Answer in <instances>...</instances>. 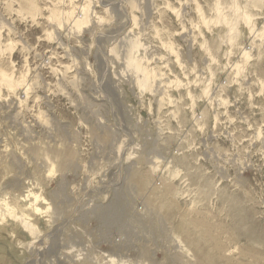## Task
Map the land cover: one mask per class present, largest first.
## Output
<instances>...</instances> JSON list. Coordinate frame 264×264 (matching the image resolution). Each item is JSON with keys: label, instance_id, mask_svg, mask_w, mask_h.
I'll use <instances>...</instances> for the list:
<instances>
[{"label": "clouds", "instance_id": "1", "mask_svg": "<svg viewBox=\"0 0 264 264\" xmlns=\"http://www.w3.org/2000/svg\"><path fill=\"white\" fill-rule=\"evenodd\" d=\"M123 7L126 27L102 57L112 78L134 91L155 138L146 151L135 134L117 137L116 162L142 161L195 210L222 190L221 173L243 174L255 157L264 162V0H126ZM116 28L104 0H0V104L51 129L46 103H89L87 82H98L97 40ZM245 100L252 116L240 115ZM49 164L47 178L54 179ZM25 183L23 195L0 197V224L19 225L32 247L43 236L37 218L51 223L53 209L39 181ZM94 264L129 262L101 252Z\"/></svg>", "mask_w": 264, "mask_h": 264}, {"label": "rangeland", "instance_id": "2", "mask_svg": "<svg viewBox=\"0 0 264 264\" xmlns=\"http://www.w3.org/2000/svg\"><path fill=\"white\" fill-rule=\"evenodd\" d=\"M104 3L106 6L111 4L112 10L117 16V28L107 37L97 40L98 48L92 59L96 64L98 82L93 84L90 79L87 82L86 96L89 103L78 104L75 109L68 106L62 98L46 103L45 107L53 121L51 129L41 126L27 114L18 115L19 109L14 104H0V151L7 147L9 154L17 152L20 157L18 158L19 162L17 159L15 164H12V159L0 156V166L3 163L4 165L8 164L10 161L12 166L5 176L6 180L2 179L5 182L2 187L5 188L4 192L13 193V190L6 188V184L13 177L22 181L23 186L26 181L30 180L35 183L38 180L40 184L43 182L41 185L44 188L46 199L52 205L63 203L67 209L65 214L59 216L55 227H60L58 230L59 240L68 237L76 244L50 243L49 245H53L48 249L51 252L44 255V264H53L51 262L54 261L53 256H57L60 264H64V260H68V257L74 258L77 253L72 252L69 247L76 249V252L80 250L82 254H92V257L101 252L111 254L112 243H116V245L125 243L127 247L135 250L140 244L147 243H153L152 250L168 247L175 243L174 226L179 222L181 214L182 216L187 214L184 216L185 219H196L200 218L196 214L198 211L205 213L210 225L214 226L215 229L211 232L213 237L219 238L222 243H226L228 247L231 246V249L238 250H235L238 261L245 264H264V162H261L259 157L252 158V166L246 165L243 174H240L239 171L221 173V178L224 179L222 190L216 192L214 197L204 199L197 209L189 210L188 202L179 199L174 205L175 210L171 211V209L168 215L159 214L156 216L154 214L157 231L137 223L139 221L137 217L142 218L141 213L145 210L146 200L145 196L139 193L137 181L131 177L133 174L148 175L151 180V190L156 184L160 185L163 180L158 191H155L157 194L166 192L170 187L171 192H175V190L163 178L151 175L142 161L124 162L121 159L118 163L116 162L113 142L117 137L135 134L139 136L145 145V150L148 151L153 147L155 131L147 113L140 109L134 91L127 86L120 85L112 78L102 57L106 45L117 38L126 27L120 21L128 14L127 8L123 7L126 0H104ZM148 11L151 16L150 6ZM85 43H87V39ZM77 55H87V50L78 51ZM193 56L194 53L189 49L188 58L191 60ZM90 93H102L103 96L101 99L95 100L92 95H89ZM256 103L259 104L261 101L257 100ZM237 107L241 110V116H252V111L248 109L246 100L241 101ZM140 117H143V124L139 123ZM255 118L258 120L260 117L257 114ZM81 122L86 126L82 127ZM220 143H225V141L221 140ZM37 150L46 151L50 156L60 150L61 152L69 150L74 154L75 168L67 174L63 182L62 174L56 166L58 174L54 179L49 180L45 176H47V170L50 167L43 168L39 159L33 157ZM101 168L106 170L90 186L92 176ZM36 170L38 171L36 172ZM229 177H233L231 183H229ZM1 178L0 171V181ZM165 186L166 188H164ZM114 199L122 202L126 210L124 219L117 217L115 211L111 210L112 208L108 210V213L99 212L103 205H109L115 201ZM100 215L104 216H102L103 219L100 218ZM68 219V223L63 222ZM42 222L38 223L41 230L44 234L50 233L51 228L49 227L51 226ZM62 229L64 231H61ZM9 231L11 228L3 233L0 232V243L13 251V257L6 254L4 247H0V256L5 258L2 264H32L30 262L33 261L34 256L31 251L26 249L21 251L16 245L17 240L27 244L30 237L24 235L25 233L22 234V231L19 230L13 237L9 235ZM60 233L62 238L59 236ZM130 243L132 244L129 245ZM133 243L138 245L134 246ZM160 250L157 253V259L164 261L165 254L162 249ZM244 250L248 251L250 255H242L241 252ZM115 257L124 260L118 255Z\"/></svg>", "mask_w": 264, "mask_h": 264}, {"label": "bare ground", "instance_id": "3", "mask_svg": "<svg viewBox=\"0 0 264 264\" xmlns=\"http://www.w3.org/2000/svg\"><path fill=\"white\" fill-rule=\"evenodd\" d=\"M12 150H14V149H12ZM33 154H34V152H33ZM0 156L1 157L3 156L2 158L12 159L11 160L12 164L13 163L15 164L16 160L18 158H20V157H18L19 155L17 154V152H11V154H9V150H7V147H5L3 151H0ZM34 156L37 159H39V162L42 163L41 166L43 168H45V167L49 168L50 167L49 160H51L52 164L57 166L60 174H62L61 176H62L63 182L65 181L67 174H69L71 172V170L75 168L74 167L75 166L74 165V154L69 150H65L63 152H61V150H60V152L57 151L52 156H50V154L48 152L46 153V151L37 150V152H35V155H33V157ZM10 162L6 165H4V163H3L0 166V171H1V175H2V178L0 181L1 182L0 183V197H2L5 194V192H4L5 188H2L4 186V183H5L3 180H6L5 176L8 174L10 167H12ZM17 162H19V159ZM48 170H47V172H48ZM37 171L38 170H36V172ZM157 176L160 177L159 175H157ZM42 177H44V175H42ZM45 177L47 178V176H45ZM131 177L137 181V185H138L137 187H138L139 193L141 195L145 196V200H146L145 210H143V212L141 213L142 218L136 216L137 220H139V221H137V223L145 225L146 227H148L149 229L154 231L156 229V226H157L156 225L157 222L155 221V218H153L154 214L156 216L157 215L159 216V214H162L165 216L168 215V213H170L171 209H172L171 211L175 210L174 205L178 202V200L180 198L176 196L175 192H171V187L168 188L166 190V192H164V193H161V194L155 193V191H158V189L160 188L161 183L163 184V182H164L163 180H162L163 181L162 182L161 179H160V181H161L160 185L156 184L154 186V188L151 190V188H150L151 187V185H150L151 180H150V177L148 175L138 173L135 175L133 174V176H131ZM17 179L18 178L13 177L12 180L6 184L7 189L9 188V189L13 190V193H11V194H13V196H15V194H17V193L23 195L25 190L29 186L27 184H24V186H23L22 181L17 180ZM49 180H51V179H49ZM45 181H47V180H45ZM59 185H61V184L59 183ZM164 188H166V186ZM143 202H145V201H143ZM50 205L53 209V212L51 214V223H48L46 220L40 219V218H37L36 223L44 221L45 223H47L51 226V227H49V228H51V232L48 234H46V233L44 234V232L41 230L43 232V236L32 247H28V244L31 242L32 237L29 236V234L27 232L23 231L19 227V225L14 224L11 221H9L7 224H0V232L1 233H3L4 231H7L8 228H11V231H9L10 232L9 235H11L13 237L15 235V232L18 230L22 231V234L25 233L24 235H27V237L28 236L30 237V241L27 244H24L25 242H20L21 240H17L16 245L18 248H20L21 251H22V249H26L27 251H31V254H33V256H34L32 258L33 261L30 262L32 264H44V260H45L44 255H48L51 252V250H48V249L52 248L53 244L49 245L50 243H65V242H67L70 244H72V243L76 244V242H74L72 240L70 241L68 239V237L66 239H60V240L58 238V230L60 227L59 228L55 227V225L58 222L59 216L65 214L67 212V209L63 206L64 204L60 203V205H59L57 203H54V205H52V203H50ZM142 206H145V205H142ZM109 209H111L112 211H115V213L117 214V217L124 219L125 214H126V210H125V208H124V206L120 200L112 201V203H110L109 205H103L100 209L101 211H99V212H102V214L104 212L108 213ZM93 210L95 211V209H93ZM138 214H139V212H138ZM196 214L198 216H200V218L190 219V220L187 218L185 219L184 216L187 214H185L183 216L181 214V218H180V220H178L179 222L177 223L176 226H174L175 230L173 229L174 230L173 235H175V238L174 237L173 238L175 239V243H172V245H168V247L166 246V243H165L166 247L160 248V249H162V252L165 254L164 259H163L164 261H158L157 253L161 250L160 249L159 250H155V249L152 250L151 247H152L153 243L152 244H150V243L140 244L136 250L133 248L127 247L125 245V243H119L117 245H116V243H112L113 247H112V253L110 255H112V256L118 255L120 258H124L125 261H128L129 264H245V263L237 260L238 257L235 256V252H236L235 250H237L236 248L231 249L230 248L231 246L228 247V245L226 243H222L219 238L213 237L211 232L215 228H213L214 226L210 225L211 223H209V221H208V216L204 215L205 213H203L202 211H198ZM102 216L100 218L103 219L104 216L103 217ZM65 221L68 223L69 219L64 220L63 222H65ZM146 227H145V229H146ZM145 229H143V231ZM157 230L158 229H156V231ZM61 231H64V230L62 229ZM144 232H146V231H144ZM151 232H150V234H151ZM147 233H148V231H147ZM60 235H61V233L59 234V236ZM131 244L132 243H130L129 245H131ZM133 245H134V243H133ZM135 245H138V244H135ZM156 245H155V248H156ZM159 246H160V244H159ZM0 247H3V246H1V244H0ZM69 248L72 250L73 247H69ZM23 252H26V251H23ZM12 253H13V251H11L10 249H8V251H6V254H8V256H10L11 258L13 257ZM76 253L77 254L81 253V251L78 250V252H75V254ZM116 253H118V254H116ZM248 253L249 252L246 250L241 252V254L244 256L250 255ZM23 254L26 255V253H23ZM83 256H84L83 260H77V255H75L74 258L68 257V260H64V262H65L64 264H67V263L68 264H94V257L95 256L92 257V254L91 255L90 254H83ZM53 258H54V261L53 260L51 261V262H53V264H60L58 262L59 260L57 259V256H53ZM4 259L5 258L3 256H0V264L4 263ZM249 264H251V263H249Z\"/></svg>", "mask_w": 264, "mask_h": 264}, {"label": "water", "instance_id": "4", "mask_svg": "<svg viewBox=\"0 0 264 264\" xmlns=\"http://www.w3.org/2000/svg\"><path fill=\"white\" fill-rule=\"evenodd\" d=\"M1 246H3L6 249V251H8V247L6 245L1 244Z\"/></svg>", "mask_w": 264, "mask_h": 264}]
</instances>
